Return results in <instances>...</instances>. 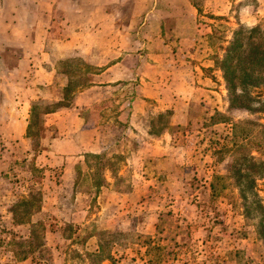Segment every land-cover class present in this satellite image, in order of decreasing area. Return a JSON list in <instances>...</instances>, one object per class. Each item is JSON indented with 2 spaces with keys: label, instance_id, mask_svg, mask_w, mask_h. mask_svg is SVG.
<instances>
[{
  "label": "rangeland",
  "instance_id": "rangeland-1",
  "mask_svg": "<svg viewBox=\"0 0 264 264\" xmlns=\"http://www.w3.org/2000/svg\"><path fill=\"white\" fill-rule=\"evenodd\" d=\"M27 1L22 8L18 0H0V27L10 25L5 15L15 11L37 10L45 17L49 0ZM110 1L104 5L118 25L132 12L145 20L156 6L154 0ZM190 1L197 10L195 43L185 59L198 65L195 72L206 82L199 87L210 92H199L196 99L139 97L141 74L148 83L170 77L155 58L161 50L142 51L147 70L135 71L136 80L112 85L82 112L87 124L103 127L106 142L116 144L99 156L88 155L87 167L70 163L77 171L73 190V170L40 167L32 157L48 102L38 103L32 152L0 134V264H264V241L255 230L258 215L254 210L248 220L240 197V190L249 188L246 193L255 191L253 197L264 206V0ZM75 5L67 2L63 8L73 11ZM147 21L145 40L156 47L162 38L149 35L158 28ZM59 24L60 19L54 29ZM5 54L0 71L6 72L14 58ZM67 63L72 92L64 96L70 105L89 85L91 73L79 59ZM3 84L11 112V89ZM43 92L55 97L53 86ZM2 117L11 119L6 111ZM223 119L229 123H214ZM246 134V147L239 150ZM36 198L40 201L34 203ZM22 200H31L38 210L27 214L28 208H15ZM17 240L22 246L8 244ZM100 243L109 261L93 262L88 254H96ZM16 250L25 251L27 259L16 261Z\"/></svg>",
  "mask_w": 264,
  "mask_h": 264
},
{
  "label": "crops",
  "instance_id": "crops-1",
  "mask_svg": "<svg viewBox=\"0 0 264 264\" xmlns=\"http://www.w3.org/2000/svg\"><path fill=\"white\" fill-rule=\"evenodd\" d=\"M82 1L49 0V10L43 14L45 17L40 11L31 9L11 12L5 15L6 19L11 18L10 25L0 27V60L4 59L7 52L14 58L10 69L0 71V114L6 111L11 118L9 122L4 117L0 118L1 137L19 140L32 152L31 108L43 101L53 105L51 111L41 113L44 131H40L38 151L32 152V157L40 167L58 164L64 166L63 170L67 173L73 170L72 190L77 171L70 163L87 167L85 159L88 155L99 156L116 144L106 142L103 127L87 124L82 112L99 101L102 92L112 85L133 79L135 71L140 73L147 70L146 57H142V51L148 48L161 50L155 58L165 63L170 77L165 82L152 78L148 83L143 81L141 74L137 90L139 97L155 100L164 97L196 99L199 92H210L199 87L205 78L201 80V74L195 72L199 69L198 65L185 59L195 43L191 36L195 34L197 10L190 0H164V8L154 0L156 6L149 18L144 20L140 13L132 12L121 25L117 24L116 15L104 5L105 0H84L83 8L80 6ZM127 1L135 4L142 2H110L123 4ZM18 2L22 8L24 3H30L27 0ZM67 2L76 4L75 10L64 9ZM59 9L63 11L59 12ZM2 17L0 11V19ZM58 19L60 28L54 29ZM147 19H150L151 24L154 21L153 25L158 28V32L149 30V35L159 34V38H162L156 47L153 42L149 44L145 40L149 25ZM167 36L168 39L172 38L165 41ZM73 58L79 59L91 75L89 85L78 90L73 102L68 105L64 93L72 92V87L67 62ZM153 68L157 72L158 66ZM4 81L8 82L7 86L11 89L7 96L11 112L5 108L8 104L2 97V93L7 91ZM151 83L154 84L153 88H148L147 84ZM49 86H53L55 97H51L52 93L43 92V88Z\"/></svg>",
  "mask_w": 264,
  "mask_h": 264
},
{
  "label": "trees",
  "instance_id": "trees-1",
  "mask_svg": "<svg viewBox=\"0 0 264 264\" xmlns=\"http://www.w3.org/2000/svg\"><path fill=\"white\" fill-rule=\"evenodd\" d=\"M247 37H251V36H247ZM241 44L239 45V49L241 48ZM54 108L53 105H50L49 109L46 108L45 111H51L52 109ZM39 109L38 105H35L31 108V125H34L35 121L37 120V110ZM44 111V112H45ZM214 115H218V112H216ZM229 120L228 119H223V120H220V121H215L214 123H229L228 122ZM233 127H236V125H233ZM234 134V133H233ZM236 137V136H235ZM248 139H249V135L246 134L243 138H241V142L239 143V150L242 148V149H245L246 147V142H248ZM236 144V143H235ZM237 145V144H236ZM258 176H261V175H258ZM221 179V177H215L214 178V182H218L219 180ZM213 188L212 189V193L216 194L217 191H216V188L214 186V184L212 185ZM246 190L249 191V188H246L245 190L244 189H241L240 190V197L241 199L243 200L244 202V215L245 217H247V219L249 220L251 217V214L254 213V210H255V213L258 215V218H259V221H258V225H257V228H255L256 230V235H257V238L261 239L262 241H264V206L263 204L261 203V201H259V199H255V191H252L251 193L248 192V194L246 193ZM254 196V197H253ZM251 197H253V200L251 201ZM257 198V196H256ZM32 200V199H31ZM31 200H22L20 201L18 204L15 205V208H28V211H27V214L31 211V212H36L39 208V206H35L34 207V203L36 202H39L40 199L36 198L35 201L32 200L34 203L32 204L31 203ZM252 204H254V207L252 206ZM25 215V214H22L24 215L25 217L29 216V215ZM255 214V216H256ZM21 219V218H20ZM20 221V220H19ZM18 223H22L21 221L18 222ZM37 226L36 225H33V228H36ZM8 244H11L13 246H17V247H20L22 246V243L17 240V241H10ZM98 251L96 254H88L89 256V259H91V261L95 262L96 260H102L101 262L103 261H109L108 258H106L107 256H104L103 254V251H104V246L102 245V243L99 244V247H98ZM13 257L16 261L20 262V261H24L27 259V253L23 250H19V251H15L13 252Z\"/></svg>",
  "mask_w": 264,
  "mask_h": 264
}]
</instances>
